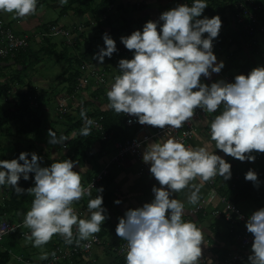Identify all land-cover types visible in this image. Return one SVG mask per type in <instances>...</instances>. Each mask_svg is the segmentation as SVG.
I'll use <instances>...</instances> for the list:
<instances>
[{
  "label": "clouds",
  "instance_id": "1",
  "mask_svg": "<svg viewBox=\"0 0 264 264\" xmlns=\"http://www.w3.org/2000/svg\"><path fill=\"white\" fill-rule=\"evenodd\" d=\"M67 2L59 0L61 6ZM37 4L38 0H0V13L25 18L37 11ZM207 7V0H191V4L162 13L158 22L148 21L142 31L120 38L126 49L133 51V57L119 60V74L106 90L107 107L117 114L136 117L140 125L169 126L163 138L147 143L142 155L161 187H153L150 203L126 211L115 229L127 242L126 264H204L201 258L202 246L207 247L206 233L193 219H184L185 203L173 195L188 189L187 202L197 205L200 184L196 181L232 178V165L216 150L250 163L256 160L253 152L264 153V66L237 75L234 83L221 80L208 86L201 82L202 76L211 78L225 67L213 52L222 20L219 16L200 18ZM102 39L104 47L93 56L100 64L117 52L109 34ZM197 108L205 113L219 110V114L208 125V140L193 147L171 132L191 121ZM80 117V135L88 136L95 122L83 108ZM48 137L51 145L64 144L68 139L57 137L51 129ZM213 145L215 150L210 151ZM40 160L34 152L0 160V187H11L18 197L25 192L33 197L23 219L32 246L42 248L54 235L70 245L74 229L77 244L100 232L107 218L101 195L104 189H96V197L87 203L88 217L80 218L75 205L91 195L90 187L82 185V169L74 171V162L69 159L52 162L49 167H41ZM30 173L35 174L34 187H19L21 178L29 180ZM245 180L259 187L254 170L245 174ZM246 229L254 237L247 264H264V208L248 218ZM47 258V253L41 257ZM207 262L213 264L211 259Z\"/></svg>",
  "mask_w": 264,
  "mask_h": 264
},
{
  "label": "trees",
  "instance_id": "2",
  "mask_svg": "<svg viewBox=\"0 0 264 264\" xmlns=\"http://www.w3.org/2000/svg\"><path fill=\"white\" fill-rule=\"evenodd\" d=\"M39 1H43L40 3V5H45L48 2L50 4L52 3L55 4L59 0H39ZM238 1L239 0H234L232 4H234L235 2L237 3ZM209 3L212 4L210 10H212L213 12L212 11L210 12L209 10L205 9L204 13L200 18H203L205 16L208 18L218 16L216 14L217 8L219 7V5L221 6V4H219L217 0H207V4ZM113 4H114V0H98V2L97 0H71V5L70 7L67 8V11L65 13L74 10V12H76L77 14L81 13L86 18H88V16H91L89 17L88 21L84 23L85 27L96 25L97 29L99 30V34L97 36L87 40L85 43H83L84 42L83 40L81 42H77L75 44V48L73 50L71 49L72 50L71 52L69 51L70 48L67 47L66 45L62 50H59L58 45L54 42L53 39H46L44 44L39 45L38 48L29 47L28 49L17 53L14 58L0 62V131L6 128L8 132L7 134L11 135L12 134L11 128L14 127L18 135L17 137L22 140L23 139L31 140L30 139L31 137H36L35 139L38 140L41 138L40 136L42 133L48 134L50 129L55 132L54 127H48L46 129L44 128V124L46 121L45 109H44L45 108L44 97L39 95L37 89H35V87H33L32 84L27 85L26 93L19 94L17 96L13 95V90L15 89L16 86L18 85L20 87L26 86L24 83V79L22 78L23 74L26 73L24 71L26 70L28 71L30 69L34 70L35 67L39 65L44 59H47L49 61L56 60V62H65L68 65V68L66 69V73L64 74L66 76V81L70 82V87L67 90L68 96H74V95L77 96L79 94L76 93V89L78 86V79L83 75V71L81 67L89 56L95 55L98 52L95 50V46L98 44V48L104 47L102 36L105 33H107L105 29H103L104 27L109 28V32L107 34H109L110 37L116 42L117 52L114 54L119 55L121 59H132L133 51L126 49V47L120 42V38L130 36L134 31L137 30L142 31L143 26L148 21L151 20L147 18L139 19V20L130 19V20H120L119 23V19L116 18L115 20H113L112 16L110 18L111 15L110 8ZM143 7L144 5L141 7V9ZM104 17H106V19H103ZM221 20L223 24L225 20L224 19ZM229 33L230 31L224 32L222 26L218 37L215 38L213 41L218 46H221L226 50H230L228 48L231 46L230 43L239 41L241 39L244 43L246 42L250 43L252 41V37L242 30H240L239 34L238 33L229 34ZM84 45L89 46L87 51H81L82 46L84 48ZM13 66L16 67L14 70H13ZM118 74L119 73H117V75ZM102 87L105 86H99L97 87L96 91H93V95L95 94L93 97L97 99H102V97L105 95L104 101L108 102L107 96L105 94L106 93L105 88ZM15 96L16 98L14 99L15 100L14 101L13 97ZM78 97H80V94ZM6 99H9V101ZM3 101H6V103H8L10 106L12 104L13 108L5 109L2 105L4 103ZM33 101L36 103V105H38L37 107L33 105L34 103ZM91 107H93V105L88 102H85L82 105V108L86 110V114L88 118H93V119H100L101 117L103 118L102 123L105 127V130L107 133L110 134L113 133L114 140L118 141V140L132 139L138 133L139 130L138 128H131L126 125V119L123 113L117 114L111 109L107 111H101L99 110V108L98 109L95 108L92 110ZM80 111L75 116H71V115L63 116L62 117L63 120H61V123L64 124L65 126L64 132L63 133L55 132L57 137H59L60 135H64L68 137V139L64 142L63 145H66L69 148V153L68 155L63 156L60 160H64V159L72 160L74 162V165L76 164L83 165L86 162L95 163L108 152L111 146L113 149L112 143L103 141L100 133L93 131L92 127H91L90 135L88 136L80 135V129L83 127V121L80 117ZM217 114H219V110L217 111V113L213 114L209 124L211 123L214 116ZM73 133H75V135H73ZM48 140L49 139H47V141ZM97 143H99L101 146L99 151L95 149V145ZM0 144L2 143L0 142ZM63 145L60 144L61 147H63ZM8 147L9 148L0 149V160L10 161L12 159H18L20 154L18 153V151H15L16 149H14V145L12 146L9 145ZM9 152L15 153L12 158H7L8 155L7 153ZM38 156L41 158L40 165L44 164L45 165L44 167H49L52 162L59 161V160H53L50 155L47 156L38 155ZM260 157H261L260 166L262 167V170L261 173L258 175V181L260 182L259 187H256L252 182L245 180V173L242 172L243 163L241 161H239L236 166H232L231 182H234L236 184V191L238 193V197L244 198L251 196L255 190H260V189L263 195L264 157L263 156ZM29 159H31L30 156ZM34 175H35L34 173H30L29 180L27 181L21 178V180L18 182V186L23 189L34 187ZM237 175H239L240 179L238 181H234V178ZM91 181L92 178L88 179V183ZM2 189H8L9 194L7 195L8 198L6 200H4L2 203L0 201V221H5L7 219V216H12L15 219H19L18 217L19 214L22 212L21 210H24V214H25L27 210L30 209L33 197L31 195H28L27 192H25L23 195L18 197L15 194V192L12 190V188L9 186L2 187ZM96 195L97 192H94L91 196L81 199L75 206L77 208H81L84 211H88L87 208L88 200L95 198ZM101 195L103 196V207L109 208L112 205L111 195L107 193L105 189L103 193H101ZM87 217H82V218H87ZM117 217L118 219H116L117 222L115 225H113L110 222V225L112 226L110 230H106L105 227L102 226L101 231L94 235H97L102 241L106 240L107 237H109L112 233L115 232L116 226L119 222V218L124 217V215H118ZM20 220H19L20 221L19 224H22L23 218ZM19 233L20 231H18L17 235H12V236H18L19 239H23L30 235L29 231L25 234L23 233L19 234ZM84 241L86 240L80 241L79 243ZM4 242L2 243V247H0V264H12L13 258H12V254H10L12 253V251L6 246V245L9 246V243L4 244ZM13 242H15L14 239ZM122 243H125V241L123 240ZM75 245H77L75 238V229H74L73 243L70 245L66 244L62 237H58V239H55L53 237L48 242V248H49L48 252L50 251V254L48 258L44 260H48L49 257L52 255V253L55 251V249L59 246L73 247ZM23 252H25V250ZM27 254L28 253H26V255ZM114 260H115L114 264H126L125 257L116 256ZM75 261H77V259ZM67 264H72V263L67 262Z\"/></svg>",
  "mask_w": 264,
  "mask_h": 264
},
{
  "label": "crops",
  "instance_id": "3",
  "mask_svg": "<svg viewBox=\"0 0 264 264\" xmlns=\"http://www.w3.org/2000/svg\"><path fill=\"white\" fill-rule=\"evenodd\" d=\"M264 7V0H260ZM118 4L123 5L130 3L133 6V12H136L135 15L138 14V16L133 20H139L147 18L153 22H158L159 19H154L155 16L159 17L162 13L171 10L175 8L178 4L171 0H117ZM219 4V7L217 8V15L221 17V19H224L223 31H230L229 34L233 33H240L239 27L235 24L234 16V0H217ZM56 4V3H55ZM144 5L142 9H138V6ZM141 6V7H142ZM212 4L209 3L206 10H210ZM58 6H56L57 8ZM122 7L120 6V9ZM122 10V9H121ZM127 10H130L129 8ZM125 14L120 15V17H112L113 20L119 19V20H130L128 18H133V13L131 11H127ZM124 11V10H122ZM213 12V11H212ZM207 13V12H206ZM0 17H6L7 24H10L11 27L17 32V33H28L29 30H26L27 27L31 25L30 18H14L11 14L7 13H0ZM36 19L33 17L31 19H34L33 21H40L39 25H42L43 19H44V13H39L36 16ZM131 18V19H132ZM41 19V20H40ZM158 19V20H157ZM261 21L264 24V11L261 15ZM25 20V21H24ZM22 26H24L22 28ZM37 26V27H38ZM37 27L35 29H37ZM103 29H106L104 27ZM34 30V29H33ZM32 31V30H30ZM243 31V30H242ZM91 33L86 34V40H89L91 37ZM90 35V36H89ZM207 35V34H206ZM84 42V43H85ZM230 43V41H229ZM231 46L228 47L232 52L233 55L227 59L225 55L220 56L217 58V62H223L225 67L221 70L220 73L216 74L213 73L211 75V78H205L202 76V78L207 82V85L210 86L214 82L218 81H224L225 79L229 77L235 78L237 75L242 74H249L253 69L264 66V60L257 55V52L263 51L264 54V40H258V48L252 47L248 42L244 43L241 40L230 43ZM63 46H65L63 44ZM87 46V45H86ZM71 52L72 50L69 49ZM108 58L109 61H107V64H100L97 60L93 59V56H89L86 63L94 66V67H101L106 69V72L110 75H116L119 71L118 65H115V59ZM108 65V66H107ZM232 69H236V75L235 76H228L230 74ZM110 86L107 85L105 87V91ZM97 86L94 84V82H90L87 89L74 98L75 101L72 102L73 110L75 107L79 105V107L75 110V112H79L82 108V105L85 102L91 103L93 107L91 109L99 108L101 111H107L109 108L107 107L108 102L104 101L105 95L102 97V99L94 98L93 91H96ZM67 92V91H65ZM106 94V93H105ZM64 95V94H63ZM34 104V103H33ZM35 105V104H34ZM90 109V110H91ZM152 130L156 129V127H152ZM208 140V133L206 131H199L197 139L193 142L191 146H202L206 141ZM152 141V142H157ZM151 142V143H152ZM63 145V144H62ZM64 146V145H63ZM147 146V145H146ZM145 146V148H146ZM53 150V160H60L63 156L68 155L69 148L67 147L65 150L63 147L61 148L60 144L59 146H51L50 147ZM60 148V149H59ZM101 148L100 144L97 143L95 145V149L99 151ZM61 149H63L61 151ZM210 151H214V145L210 146ZM64 151V152H63ZM219 150H216V154L219 155ZM113 153L112 146L108 150V152L97 162L91 163L86 162L83 165H74V171L81 172L82 176V185L86 186L88 183V179L96 178L100 172L103 170L104 165L107 163L108 159L111 157ZM45 152H40V154L37 155H45ZM51 156L50 153H47ZM256 157L259 158V160H255L254 163L250 162H242V172L247 173L250 169L254 170L257 174V176L261 173L262 167L260 166L261 163V157H264V153H252ZM227 162H229L232 166H236L239 162V160H236L232 157L225 156L224 154H220ZM264 162V161H263ZM264 166V163H263ZM112 167H114L113 173L111 172V175L109 174V177L107 180L104 181L101 188H104L106 192L108 190L110 191L111 195L114 196V200L112 201V205L109 208L106 209V220L103 224V227H105L106 230H110L112 226L110 225V222L115 225L118 219V215H125L126 211L132 209H137L142 207L145 203H150L154 199V193L152 191L153 187H161L159 185V182L152 176L150 173V165L144 163L143 161H137L134 158H127L123 160L120 164H115ZM111 167V168H112ZM110 168V169H111ZM264 169V168H263ZM239 175H237L234 178V181H238ZM232 179L228 181H224L222 177L216 176L214 178L209 179L206 182H199L196 181V183L200 184V191H199V203L197 205H192L187 202V196L190 194L188 189L182 190L180 193H175L172 198H176L181 200L185 203V213L184 216L185 220L193 219L195 222L198 223V226L203 228L206 235H205V242L207 247L202 246V261L204 264H208L207 260L211 259L213 261V264H218L225 258L235 255L240 250V237L243 231V224L236 221V219H233L232 224L230 225L229 222L226 220L224 215V206L221 202V199H226L228 202L234 204L244 215H252L255 211L260 210L261 208H264V190L263 195L262 191L255 190L251 196L240 198L238 197V193L236 191V184L234 182H231ZM107 181V182H106ZM96 192V191H95ZM116 192V193H115ZM217 194V195H215ZM121 201L120 204H116L115 201ZM201 207L199 211L197 209ZM78 211L83 213L82 217H87L89 215V210L84 211L81 208H77ZM219 212L220 214L217 215L216 213ZM80 217V218H82ZM23 224V223H22ZM24 227V226H23ZM55 239H58L60 237L59 235L53 236ZM108 239V240H107ZM106 240L103 242V247L101 249H98L94 252L93 259L96 260V264H114L116 258L115 254V248L122 243V239L116 235V232L112 233L109 237H107ZM33 246H24V250L27 253V251H33ZM42 252L39 253L40 255L39 260L36 261H43L44 259H41L42 255L45 253L50 254V251L48 252V243L42 247ZM252 246L246 251L245 254V261L242 264H247L248 257L252 255ZM98 251L104 255V259H101V257L98 254ZM25 256L23 254H20L18 256L27 258L29 256ZM31 259V257L27 258ZM15 263L13 264H19L17 261L14 260ZM88 264V263H87Z\"/></svg>",
  "mask_w": 264,
  "mask_h": 264
},
{
  "label": "built area",
  "instance_id": "4",
  "mask_svg": "<svg viewBox=\"0 0 264 264\" xmlns=\"http://www.w3.org/2000/svg\"><path fill=\"white\" fill-rule=\"evenodd\" d=\"M171 1H174L178 5L187 3L191 4V0ZM234 11L235 24L252 37V41L249 44L252 47L256 46V48H258V40H264V24L261 21V15L264 11L262 2L260 0H239L234 5ZM103 19H106V17ZM85 28V25L79 27L75 26L72 29L56 25L51 27L49 26L46 31H38L37 33L33 32V34L29 32L19 34L7 24V21L0 18V62L14 58L17 53L28 49L34 42H38L40 40V42H45L46 39H54L57 37L63 38L65 45L73 50L75 48V43L79 42L80 37H82L81 33H83ZM206 37L207 35L205 34V38ZM213 52L217 58L225 55V57L229 59L233 55L231 50H226L225 48L218 46L214 41ZM257 55L264 60L263 51H261V53L257 52ZM81 69L83 71V75L78 79L76 93H81L87 89L91 81L94 82L97 87L107 86L111 84L114 77L117 75H110L106 72V69L94 67L86 62L83 63ZM234 81L235 78L233 77L225 79L226 83H234ZM66 97L65 101L73 102L75 101L74 98L76 96L66 95ZM34 104L36 105L35 102ZM64 106L65 105L61 104V108H64ZM62 111L66 112V109H62ZM213 114L215 113H205L201 109L197 108L194 112L192 120L186 122L182 128L172 130L171 134L180 139L185 145H192L197 139L199 131H206L209 133L208 125ZM63 115H69V113H63ZM63 115L61 117H63ZM90 119L95 122L92 126L93 131L100 133L103 141L111 142L113 145V153L104 165L103 170L96 178L85 186L90 187L91 195L96 191V189H99L103 185L104 181L109 176V170L113 165L120 164L123 160L130 157L142 162L143 151L147 143L163 138L169 131V126H166L164 129L156 128L152 130L151 126L140 125L136 117L125 115L126 125L131 128H138L139 130L134 138L117 141L114 140L113 133L110 134L106 132L102 123V117L100 119ZM185 133H187V135H185ZM66 148L67 146L64 145L63 149ZM256 160H259V158L256 157ZM91 185H93V187H91ZM87 197L89 196H84L83 198ZM221 202L224 206L225 218L229 224L233 225V219H236V221L243 224V231L240 237L239 252L225 258L218 264H242L245 261L246 251L252 246L254 240L252 234L248 233L246 229L247 220L251 215H244L234 204L228 202L226 199L222 198ZM229 205H231L230 209L228 207ZM200 209L201 207H199L197 211ZM76 210L78 215L82 217L83 213L78 211V209ZM216 214L219 215L220 213L217 212ZM21 227H23V224L15 225L7 221H0V247H2V243L7 237L17 234ZM102 247V240L97 235H94L88 240L73 247H57L53 252L55 255H51L48 260L33 261L22 256H14V258L19 264H65L67 262H71L73 264L76 259H85L88 264H96V260L92 259L90 262V258L94 255L96 250L101 249ZM126 251V241L115 248V254L118 257H125Z\"/></svg>",
  "mask_w": 264,
  "mask_h": 264
},
{
  "label": "rangeland",
  "instance_id": "5",
  "mask_svg": "<svg viewBox=\"0 0 264 264\" xmlns=\"http://www.w3.org/2000/svg\"><path fill=\"white\" fill-rule=\"evenodd\" d=\"M41 2H43V1L38 0L37 11L34 14L27 16L31 20V21H29V22H31V25L29 27H27L26 30H29V33H31V34H33V32L37 33L38 31H46L49 26L51 27V26L59 25V26H64L67 29H72L75 26L76 27L83 26V25H85L84 23H86L88 21L89 17H91V16H88V18H86V17H84L83 14H81V13L77 14L76 12H74V10L68 11V13H65L67 11V8L70 7V5H71V0H68L67 4H65L63 6H61L59 4V1L56 2V4H54V3L50 4L48 2L45 5H40ZM97 2H98V0H97ZM56 6H58V7L56 8ZM120 6L122 7L121 9L124 11H122L120 9ZM132 6L133 5L130 3H127V4L125 3L123 5H120V4H118L117 0H114V4L110 8V13H111L110 18H111V16L112 17H115V16L120 17V15L125 14V12L128 8L130 10H127V11H131L133 13V18L130 17L128 19H131V18L134 19V17L136 18L138 16V14L135 15V13L136 12L141 13V10L140 11L136 10L134 13L132 10L133 8H131ZM141 6L142 5L138 6V9H141ZM42 12L44 13L43 23H42V25L38 26L40 21H33V20L36 19L35 16L37 14L42 13ZM32 17L34 19H31ZM159 17L155 16L154 19H156V18L159 19ZM0 18L7 20L6 17H0ZM119 23H120V20H119ZM160 23H162V22H160ZM8 25L11 27L10 24H8ZM23 27L24 26H22V28ZM36 27H37V29H35ZM30 30H32V31H30ZM105 31L108 33L109 28H106ZM90 32H92L91 37H89L90 39L99 34V30L97 29L96 25H92L90 27L86 26L83 33H81L82 37H80L79 42H81L82 40L85 42V39H87L86 34L90 33ZM53 40L58 45L59 50H62L64 48L63 44L65 45V42L63 41V38L57 37V38H54ZM40 41L34 42L31 47L38 48L39 44L44 43V41H42V42H40ZM88 47H89L88 45L87 46L84 45V48L82 46L81 51H87ZM99 49L100 48H98V44H97L95 46V50L99 51ZM92 56H94V55H92ZM113 58L115 59L114 60L115 65H118L119 60H121L119 55L113 54ZM107 61H109V59L105 58V61L103 64H107ZM15 68L16 67L13 66V70ZM67 68H68V65L65 62H56V60L49 61L47 59H44L39 65H37L35 67L34 70L30 69L28 71L27 70L24 71L26 73L23 74L22 78L24 79V83L26 86L20 87L18 85L13 90V95L17 96L19 94H24L27 92V88H26L27 85L32 84V86L35 87V89H37L39 95L44 97V101H45V108L44 109H45V119H46L45 124H44V128L46 129L48 127H54L55 132H58V133H60V132L63 133L64 129H65L64 124L61 123V120H63L61 117L63 115V113H69V115L75 116L77 114V112H75V110L80 105V104H78L75 107V109L73 110L72 102L71 101H65L67 98L66 97L67 92H65V91H67L70 87V82L66 81V76L64 75L66 73ZM13 70H11V71H13ZM236 72H237L236 69H232L230 74H228V76H235ZM222 80H224V79H222ZM201 82L204 84H207V82L202 77H201ZM16 96L13 97V100L16 98ZM8 101H9V99H8ZM3 102L4 103L2 105L5 109L13 108L12 104L10 106L8 103H6V101H3ZM61 104L65 105L64 108H61ZM37 106L38 105H35V107H37ZM62 109H66V112H63ZM63 116H66V115H63ZM58 121H60V122H58ZM11 129H12L11 135L7 134L8 132H7L6 128H4L0 131V142L2 143V144H0V149L9 148L8 147L9 145H11V146L14 145V149H16L15 151H18L19 154L22 152H27V153H33L34 152L36 154H40V152L43 151L46 153L45 154L46 156L48 155L47 153H50L51 157L53 156V150L50 148L52 145L49 144V142L47 141V139H49L48 134L42 133L40 136L41 138L38 140L35 139L36 137H31L30 138L31 140H28V139L22 140V139L17 137L18 135L16 133L15 128L12 127ZM53 146H55V145H53ZM57 146H59V144ZM62 150L63 149H61V151ZM217 152H219V151H217ZM221 153L222 152H219V155ZM253 153H258V152H253ZM7 154H8L7 158H12L15 153L9 152ZM222 154H224V153H222ZM40 166L44 167L45 165L43 164ZM113 170H114V167H112L109 170L110 175H111V172L113 173ZM110 191L108 190L107 193H109L111 195ZM8 194H9L8 189H2V187H0V201H1V203L8 198L7 197ZM111 198L113 201L114 196L111 195ZM21 211L22 212L19 214V217H18L19 219H15L12 216H7V219L5 221L11 222L15 225L19 224L21 221L20 219H22V218L24 219V215H23L24 210H21ZM19 231H20L19 234H21V233L25 234L29 231V229H27L26 227H21ZM15 235H17V234H15ZM13 239L15 240V242H13ZM7 243H9V246H10L9 247L8 245H6L7 248L11 249V251L13 253L12 264L15 263L14 262V260H15L14 256H18V254L19 255L23 254L25 256L24 253H26V252H23L24 246H27V245L32 246V241L30 239H28V237L23 238V239H19L18 236H12V237L5 239L4 244H7ZM18 245H20V246H18ZM32 248H33V251H31V253H30V251H27V253H28L27 256L31 257V259L34 261L39 260L40 255H38V254L41 253L43 249L42 248H36V247H32ZM98 254L101 257V259H104L103 258L104 255H102L101 252L98 251ZM92 259H93V256H91L90 262L92 261ZM73 264H87V262L85 259L84 260L79 259V260L75 261Z\"/></svg>",
  "mask_w": 264,
  "mask_h": 264
}]
</instances>
